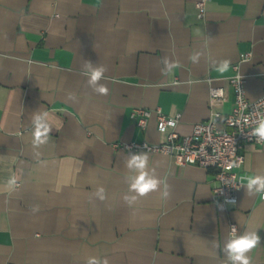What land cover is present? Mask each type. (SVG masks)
Returning a JSON list of instances; mask_svg holds the SVG:
<instances>
[{"label":"crops","instance_id":"crops-1","mask_svg":"<svg viewBox=\"0 0 264 264\" xmlns=\"http://www.w3.org/2000/svg\"><path fill=\"white\" fill-rule=\"evenodd\" d=\"M0 0V264H226L232 239L257 230L261 244L248 255L264 264V199L235 204L212 196L210 171L179 166L150 153L149 168L169 185L129 207L125 144L165 140L152 113L144 128L137 108L180 114L175 131L188 135L209 116L210 88L239 73L248 99L264 93V0ZM202 55L198 63L189 57ZM249 59L239 62L240 55ZM179 68L161 74L164 57ZM230 61L227 72L214 62ZM85 61L106 68L109 91L87 85ZM237 66V70L234 68ZM46 112L49 143L34 148L33 113ZM240 173L264 176V143H245ZM15 176L16 187H6ZM106 199L93 196L97 187ZM33 206L39 211L33 212ZM215 241L219 247L213 246Z\"/></svg>","mask_w":264,"mask_h":264},{"label":"built area","instance_id":"built-area-1","mask_svg":"<svg viewBox=\"0 0 264 264\" xmlns=\"http://www.w3.org/2000/svg\"><path fill=\"white\" fill-rule=\"evenodd\" d=\"M204 4L205 0L195 3L198 18L203 17ZM249 56V53L241 54L239 62L248 60ZM234 68L237 70V66ZM228 85L234 93V102L230 111L222 114L218 110L225 101L224 89L210 88L208 118L193 124L191 132L185 136H180L175 131L176 126H168L170 120H176L177 125L180 114L169 116L162 114L158 109L154 111L135 109L132 117L137 115L136 124L141 128L146 126L152 113L155 115L157 131L165 134V140L157 144L131 142L125 144L124 148L161 153L179 166L192 164L210 171L216 182L212 188L213 198L223 203H228L230 200L236 203L238 191L247 183L248 177L240 173L244 162L241 148L245 143H264L251 135L259 123L264 121V93L254 100L248 99L244 91L243 78L239 73L228 79ZM162 124L166 128L165 132L160 131ZM261 198L264 199V193L261 194ZM229 234L232 238L236 237L237 231L234 225L230 226Z\"/></svg>","mask_w":264,"mask_h":264},{"label":"clouds","instance_id":"clouds-1","mask_svg":"<svg viewBox=\"0 0 264 264\" xmlns=\"http://www.w3.org/2000/svg\"><path fill=\"white\" fill-rule=\"evenodd\" d=\"M202 53L197 51L192 54L189 59L193 63H198ZM163 67L161 74L167 75L175 68L181 65L178 61L170 60L167 56L161 61ZM215 70L219 73H224L229 70L230 61L224 59L214 62ZM85 70L88 72L87 85L92 91L98 95H107L108 87L101 83L104 79L106 68L102 65H94L91 61H85ZM32 144L34 148H39L42 145L49 143L51 126L47 121V113L36 111L32 117ZM168 126L175 127L176 120H170ZM160 131L165 132L166 128L162 124ZM251 135L256 136L259 141H264V121L259 123ZM125 166L132 175L126 177L128 184L127 191L123 195V201L132 207L140 198L148 196L150 193L159 192L162 199H168L170 196L169 185H167L161 178L155 174V170L149 168V158L146 152L140 151L132 153L129 150V156L125 161ZM16 178L12 176L8 179L6 187L9 191H14L16 187ZM264 193V176L254 175L247 177L246 194L251 196L255 194ZM93 196L101 201L106 199V190L103 186L97 187ZM234 204V200L228 201ZM33 212L39 211L38 206H33ZM261 244V237L257 230L246 231L243 234L228 239L225 241L222 251L225 254L226 264H252L251 257L248 253ZM214 247L219 245L213 241ZM85 264H109L107 258H99L96 256H89L85 260Z\"/></svg>","mask_w":264,"mask_h":264}]
</instances>
